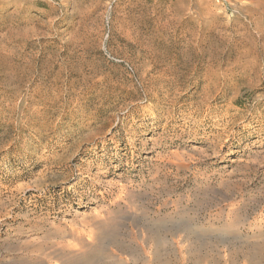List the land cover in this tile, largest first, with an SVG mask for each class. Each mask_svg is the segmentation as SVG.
Returning a JSON list of instances; mask_svg holds the SVG:
<instances>
[{
    "label": "rangeland",
    "instance_id": "374dc122",
    "mask_svg": "<svg viewBox=\"0 0 264 264\" xmlns=\"http://www.w3.org/2000/svg\"><path fill=\"white\" fill-rule=\"evenodd\" d=\"M255 248L264 0H0V264Z\"/></svg>",
    "mask_w": 264,
    "mask_h": 264
},
{
    "label": "bare ground",
    "instance_id": "6f19581e",
    "mask_svg": "<svg viewBox=\"0 0 264 264\" xmlns=\"http://www.w3.org/2000/svg\"><path fill=\"white\" fill-rule=\"evenodd\" d=\"M234 221V220H233ZM236 221V220H235ZM240 221V220H239ZM233 223V222H232ZM241 223V222H240ZM237 224V225H236ZM132 225V224H131ZM239 224H238V222L237 223H235L234 222V224H233V227H236V226H238ZM255 226V225H254ZM260 228V227H259ZM121 229V228H120ZM229 229V228H228ZM238 229V228H237ZM261 229V228H260ZM231 230V229H230ZM236 230V229H235ZM126 231V230H125ZM255 241V240H254ZM260 241V240H259ZM182 245V244H181ZM73 246V245H72ZM88 247H89V245H88ZM178 247V246H177ZM91 249V248H90ZM261 252H260V250H259V248H255V250H254V255H253V257H252V259H251V263L252 264H261L260 263V256H261V254H260ZM70 254V253H69ZM64 255H66V254H63V256ZM68 257V256H67ZM141 257V256H140ZM151 257V256H150ZM205 257V256H204ZM262 257V256H261ZM66 258V257H65ZM69 258V257H68ZM67 258V259H68ZM225 259V258H224ZM66 261V259H63L62 261ZM62 261H61V263H62ZM60 263V264H61Z\"/></svg>",
    "mask_w": 264,
    "mask_h": 264
}]
</instances>
